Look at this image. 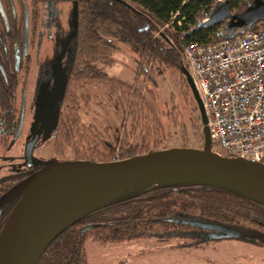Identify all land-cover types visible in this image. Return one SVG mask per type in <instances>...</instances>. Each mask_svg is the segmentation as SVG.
<instances>
[{
    "label": "trees",
    "instance_id": "16d2710c",
    "mask_svg": "<svg viewBox=\"0 0 264 264\" xmlns=\"http://www.w3.org/2000/svg\"><path fill=\"white\" fill-rule=\"evenodd\" d=\"M253 1L77 0L74 54L60 99L62 111L54 139L56 155L64 156L71 149L74 160L109 162L165 149V126L153 103L155 95L106 71L107 66L115 63L113 55L119 43L128 44L143 59L146 69L142 68L141 72L149 75L156 70H169L177 77L184 94L191 95L183 71V44L190 41L203 45L217 43L227 36L226 26L228 31L234 28L236 35L264 28V21L242 27L228 25L227 20L220 25L196 29L204 15L210 16L218 4L228 3L234 13H241ZM36 2L32 0L29 11L32 40L39 19ZM8 13L12 22L10 29L6 28L0 13V146L12 141L21 121L14 103L21 83L14 52L18 38L20 43L24 38V8L16 22L12 13ZM162 27L166 32L157 34ZM29 62L25 65L27 68ZM92 85L107 86L131 117L132 126L124 130L118 152L104 132L84 122L81 106L91 101V95L84 89ZM174 122L180 123L177 115ZM134 137L138 139L133 140ZM180 215L238 228L244 235L248 234L246 226H255L261 235L260 243L264 242V206L241 193L205 183L184 182L159 188L148 185L122 193L68 227L47 247L38 264H84L85 247L80 229L85 225L103 227L104 238H133L156 224H186L178 220ZM249 236L247 239L251 241L258 240L256 234Z\"/></svg>",
    "mask_w": 264,
    "mask_h": 264
},
{
    "label": "rangeland",
    "instance_id": "374dc122",
    "mask_svg": "<svg viewBox=\"0 0 264 264\" xmlns=\"http://www.w3.org/2000/svg\"><path fill=\"white\" fill-rule=\"evenodd\" d=\"M59 15L51 26L43 25L34 43L30 45V64L22 72V82L16 102L17 113H22L21 127L7 146H0V188L11 180H19L28 170L54 159L74 160L72 150L64 156H55L54 139L61 116L60 99L73 61L75 16L70 3L58 4ZM163 32L164 27L161 28ZM226 34L229 31L226 26ZM173 40V38L171 37ZM174 41V40H173ZM113 55L115 63L106 67L114 77L140 86L152 95L165 126L164 146L205 148V130L197 102L185 95L182 85L169 70L141 72L146 64L132 48L119 43ZM182 51V50H181ZM91 95L88 105L81 106L84 122L96 125L119 150V141L125 129L132 126L131 117L119 104L117 96L105 85H92L84 89ZM23 96L22 107L19 105ZM21 103V102H20ZM177 115L180 123L174 122ZM38 134L31 160L26 147ZM138 139L137 137L132 138ZM118 159V156L115 157ZM178 220L186 224H156L142 235L133 238H104L103 227L83 232L84 264H264V242L255 226H246L243 237L206 239V231L187 222H203L189 215ZM99 229V230H98ZM104 230V231H103ZM256 234L258 241L249 240Z\"/></svg>",
    "mask_w": 264,
    "mask_h": 264
},
{
    "label": "water",
    "instance_id": "95a60500",
    "mask_svg": "<svg viewBox=\"0 0 264 264\" xmlns=\"http://www.w3.org/2000/svg\"><path fill=\"white\" fill-rule=\"evenodd\" d=\"M6 24L7 16L0 0ZM78 3H74L77 15ZM250 27L264 21V0H254L243 12L234 13L228 3L218 4L208 20L196 29L220 25ZM234 28L229 35H236ZM29 40L26 12L25 51ZM184 73L200 110L205 130V148L172 147L123 160H52L13 185L0 197V210L19 197L0 233V264H38L47 247L68 227L122 193L153 185L205 183L226 187L264 206V164L226 157L211 149L208 116L193 77ZM38 134L27 144L30 161ZM214 231L210 237H234L237 230L215 223L187 222ZM87 225L84 231L90 229Z\"/></svg>",
    "mask_w": 264,
    "mask_h": 264
},
{
    "label": "built area",
    "instance_id": "2783aa9c",
    "mask_svg": "<svg viewBox=\"0 0 264 264\" xmlns=\"http://www.w3.org/2000/svg\"><path fill=\"white\" fill-rule=\"evenodd\" d=\"M182 48L205 105L212 151L264 164V28Z\"/></svg>",
    "mask_w": 264,
    "mask_h": 264
},
{
    "label": "flooded vegetation",
    "instance_id": "af4514ba",
    "mask_svg": "<svg viewBox=\"0 0 264 264\" xmlns=\"http://www.w3.org/2000/svg\"><path fill=\"white\" fill-rule=\"evenodd\" d=\"M75 1H77V0H37L36 7H37V9L39 11V19H38V22L36 24L35 30H33L35 36H34V39L32 40L31 39V29H30L31 28L30 27L31 24H30V20H29V15H30L29 11H30V6L32 4V0H1L3 8H4L6 16H7L8 24H6L5 21H4L1 9H0V13H1V17H2L3 23L5 24L7 29H10L11 23H12L11 20H10L8 11L10 13H12V16L14 17L15 21H13V20L12 21L16 22V19H18V17H19V12H20L21 8L22 7L24 8V38H23V42L22 43H20L19 38H18V41L15 43V52H14L15 53L14 57H15V60H16V67H17L16 69H17V71L19 73V77H21V82H22V75H23L22 72L23 71L27 72L28 68H29V66H28V68L26 67L27 66L26 63H27L28 60L31 61L30 60V53H29L30 45L32 43H34L35 40L37 39V36L39 35V32H40V28L43 25H45L44 27L52 25V22L54 21V18L59 15V12L56 9V6L58 4H61V2H63L64 4L70 3L71 4V8H72V13L74 14V3H75ZM26 12H27L28 23H29V40H28V45H27L26 51H25ZM74 16H76V15L74 14ZM75 34H76V23H75V31L73 33V39H74ZM73 39H71V40H73ZM29 64H30V62H29ZM23 87H24V85L21 87L22 92L25 90ZM21 89L19 87L17 89L16 96L14 98V103L15 104L17 102L18 92ZM22 101H23V96L20 97V101H19V105L21 107H22ZM60 102H61V100H60ZM15 107H16V105H15ZM19 115L21 117V121H20L19 128L17 130V133L20 130L21 122H22V113L20 112ZM55 156L58 157V155H56V154H55ZM45 164L46 163L44 162L41 166L35 167V168L31 169V170H28L27 173L25 174V176L23 178L19 179V180H11L8 183L4 184L0 188V197L3 194H5L13 185H15L19 181L23 180L24 178L28 177L32 173H34V172L42 169L43 167H45L46 166ZM18 200H19V197L14 199L12 202H10L8 205H6L5 207H3L0 210V233L2 232V230H3V228H4L5 224H6V221H7L8 217H9V215H10L12 209H13V207L15 206V204L17 203ZM224 226H227V227H230V228H233V229L237 230L238 234L236 236H234V237H242V236H244L242 230H240L238 228H234V227L228 226V225H224ZM204 229L206 231V235H205L206 239L212 238V237H210V235H211V233H214V231L208 230L206 228H204ZM249 237L250 236H248L247 238H249ZM257 241L258 240H256V242Z\"/></svg>",
    "mask_w": 264,
    "mask_h": 264
}]
</instances>
